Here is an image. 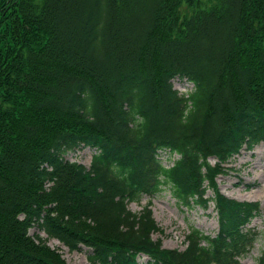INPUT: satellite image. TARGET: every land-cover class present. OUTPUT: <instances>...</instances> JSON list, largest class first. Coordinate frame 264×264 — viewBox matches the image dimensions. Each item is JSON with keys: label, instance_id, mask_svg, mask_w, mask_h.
I'll list each match as a JSON object with an SVG mask.
<instances>
[{"label": "trees", "instance_id": "16d2710c", "mask_svg": "<svg viewBox=\"0 0 264 264\" xmlns=\"http://www.w3.org/2000/svg\"><path fill=\"white\" fill-rule=\"evenodd\" d=\"M176 73L197 84L191 104ZM261 140L264 0H0V264H69L34 224L92 247L90 264H242L260 208L216 178ZM82 143L98 149L90 168L63 157ZM165 186L206 208L212 187L219 234L191 225L184 250L163 247L151 201L129 203Z\"/></svg>", "mask_w": 264, "mask_h": 264}, {"label": "rangeland", "instance_id": "374dc122", "mask_svg": "<svg viewBox=\"0 0 264 264\" xmlns=\"http://www.w3.org/2000/svg\"><path fill=\"white\" fill-rule=\"evenodd\" d=\"M182 11L191 12L192 8L183 3ZM90 150H81L70 156L74 160L88 163ZM258 165V166H256ZM228 172L218 178L222 192L232 198L241 201H258L262 207L261 216L254 219L251 225L256 226L258 241L252 251L245 256L243 264H259V258L264 253V148L262 144L254 149H243L242 153L235 156L227 163ZM208 195H213L209 190ZM149 196H144L140 202L133 201L129 207L134 211L142 210L147 204ZM153 213L163 229L154 233L155 239H162L163 245L168 248L184 249L186 247V235L190 225L202 228L206 233L215 234L218 229V215L214 206L208 209L200 205L187 208L174 199L169 189L162 191L153 199ZM37 228H32L34 233ZM50 245H57L56 240H49ZM63 255L71 264H87V257L82 252H71L64 249Z\"/></svg>", "mask_w": 264, "mask_h": 264}, {"label": "bare ground", "instance_id": "6f19581e", "mask_svg": "<svg viewBox=\"0 0 264 264\" xmlns=\"http://www.w3.org/2000/svg\"><path fill=\"white\" fill-rule=\"evenodd\" d=\"M256 166H258V165H256Z\"/></svg>", "mask_w": 264, "mask_h": 264}]
</instances>
